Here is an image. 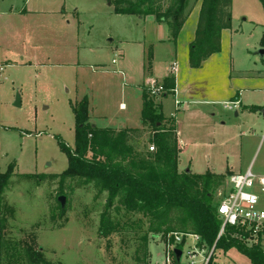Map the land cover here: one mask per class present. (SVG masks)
<instances>
[{"label": "rangeland", "instance_id": "obj_1", "mask_svg": "<svg viewBox=\"0 0 264 264\" xmlns=\"http://www.w3.org/2000/svg\"><path fill=\"white\" fill-rule=\"evenodd\" d=\"M8 1L19 8L27 2L42 14L15 16L12 26L19 33L0 34V173L12 168L0 195L2 264H30L31 255L40 264H176L172 236L149 234L143 214L115 204L110 233L101 235L106 193L97 199L92 185L67 180L62 186L38 176L67 170L56 137L74 147L72 107L84 97L98 127H143L140 151L155 153L150 150L153 128L141 120L140 86L149 79L143 68L149 54L163 64L178 61V86L188 94L178 109L173 96L159 108L177 118L183 141L180 168L225 175L231 166L253 162L254 172L264 175V117L259 112L264 108V57L258 53L264 50V0H232V27L223 33L221 51L199 69L189 64L199 19L195 10L201 6L197 0L186 3V14L195 12L176 43L172 37L166 40L167 24L116 15L110 0ZM162 39L165 44L159 43ZM236 97L238 117L224 106ZM18 98L20 107L15 106ZM154 100L157 106L162 101ZM225 185L214 192L215 204L224 198ZM181 264H189L184 256ZM213 264L252 263L237 249H218Z\"/></svg>", "mask_w": 264, "mask_h": 264}, {"label": "trees", "instance_id": "obj_2", "mask_svg": "<svg viewBox=\"0 0 264 264\" xmlns=\"http://www.w3.org/2000/svg\"><path fill=\"white\" fill-rule=\"evenodd\" d=\"M188 0H110L116 15L148 17L154 16L159 23L167 24L173 42L177 39L188 19ZM201 2L198 25L194 41L189 46V64L199 69L203 63L222 48V33L232 27V0H197ZM152 61V54L148 56ZM171 96L176 87L173 77L164 79ZM164 97V96H163ZM155 100L143 91L142 123L153 128L155 153H141L139 143L145 135L141 129H100L91 124L90 100L84 97L72 107L76 128L75 145L67 146L58 137L59 147L66 155L68 168L61 175H30L41 180H59L64 186L67 180L78 181L79 186L92 185L97 190V199L107 194L102 214L104 226L101 235L110 233L111 210L115 204L127 213L143 214L149 219V234H194L201 238L202 246L222 249H237L252 264H264V252L249 249L233 238L235 231L227 228L218 240L222 220L218 216L219 204H215L214 192L225 185L232 175H194L179 172V147L176 121L165 119L159 112ZM256 110V109H254ZM257 111V110H256ZM262 111V110H260ZM166 125H163V123ZM12 168L0 174V195L5 190V177ZM72 191H70L71 193ZM65 194H68L65 190ZM63 193V194H64ZM61 210H65L61 206ZM182 246H179L180 249ZM1 264L4 243H0ZM144 260L148 253V242L143 243ZM29 256L30 264H40ZM177 264V262H176Z\"/></svg>", "mask_w": 264, "mask_h": 264}, {"label": "built area", "instance_id": "obj_3", "mask_svg": "<svg viewBox=\"0 0 264 264\" xmlns=\"http://www.w3.org/2000/svg\"><path fill=\"white\" fill-rule=\"evenodd\" d=\"M0 71L2 67L0 66ZM170 77L176 81L178 65L173 63L170 67ZM145 91L153 98H162L167 94L163 82L149 80L145 85ZM177 87L172 92L176 109L180 108ZM229 111L239 110V102L225 103ZM264 139V135L262 137ZM154 151V147L150 148ZM224 198L218 207V216L222 220L218 240L226 232L227 228L235 231L233 236L239 244L249 249L258 248L264 252V176L257 175L248 170L245 173L233 174L225 183ZM173 238L172 252L181 249L183 256L189 264H209L215 252L202 246L200 236L194 234H170ZM182 256V257H183ZM199 259V260H198ZM167 260L165 264H168ZM170 264V263H169Z\"/></svg>", "mask_w": 264, "mask_h": 264}, {"label": "crops", "instance_id": "obj_4", "mask_svg": "<svg viewBox=\"0 0 264 264\" xmlns=\"http://www.w3.org/2000/svg\"><path fill=\"white\" fill-rule=\"evenodd\" d=\"M110 2V1H109ZM109 6L110 7H112L111 6V3L109 4ZM20 6H19V4L17 3H13V2H11V3H9V1L8 0H0V34H2V35H5V36H9V35H11V34H15V33H19V30L18 29H13V26H12V23H13V18H15V16H17L18 18H26V19H30V18H32V17H34L35 15H41L42 13H40V12H38L37 10H34L33 8H31V7H29V5H28V3L27 2H25V7L24 8H19ZM113 8V7H112ZM200 8H201V6L198 8V9H196L195 11H199L198 12V14L200 13ZM195 11H193V12H191L190 14H189V17L188 18H190V16H192V14L195 12ZM113 12H114V10H113ZM148 17H153L155 20H156V18L154 17V16H148ZM198 17H199V15H198ZM13 19V20H12ZM157 21V20H156ZM14 24V23H13ZM198 24V23H197ZM184 27H185V25H184ZM184 27H183V29H184ZM183 29H182V31H183ZM166 30H168V32H169V36L167 37V41L169 42L170 40H171V32H170V30H169V28H168V26L166 27ZM196 30H197V26H196ZM196 30H195V34H196ZM182 31H181V33H182ZM225 31H223V33H224ZM22 33V31L20 32V34ZM180 33V34H181ZM223 33H222V36H223ZM179 37H180V35H179ZM179 37H178V39H179ZM166 40H164V39H162V40H160L159 41V43H166ZM222 42H223V40H222ZM192 43V42H191ZM211 59V58H210ZM209 61V60H208ZM123 62H124V60H123ZM173 63H176L177 65H178V72H177V77H176V87H177V90H178V98H179V100H180V102H181V104L182 103H187V101H188V94H186V92L185 91H182V90H180L179 89V86H178V74H179V64H178V61L177 60H174V61H172V62H170L169 64L168 63H162V62H156L155 61V59H154V56H152V61H151V63L149 64V63H145L144 62V66H143V68H144V71H146L147 72V77H149V79H148V81L149 80H157V81H160V82H162L164 79H166V78H168V77H170V67H171V65L173 64ZM157 64H159V65H157ZM0 66L2 67V65L0 64ZM162 66L164 67V69L162 68ZM4 67V66H3ZM2 67V68H3ZM163 69V70H162ZM121 73H123V71H121ZM160 75V77L161 78H158V76ZM147 81V82H148ZM146 82V83H147ZM146 83H145V81L142 83V85L140 86V88H141V91H142V94H141V97H142V105H141V117H142V110H143V91L145 90V85H146ZM172 96V95H171ZM170 97V96H169ZM168 97H162L161 99H162V101L160 102V104L158 105L159 107H160V109H163V102L167 99ZM165 99V100H164ZM174 99V98H173ZM82 100V99H81ZM234 102H239V106L241 105V102H240V100L236 97V99L233 101V102H231V103H234ZM184 104V105H185ZM225 104V103H224ZM174 106H175V99H174ZM182 106V105H181ZM121 108L122 109H125V105L123 104L122 106H121ZM175 108H176V106H175ZM240 109V108H239ZM92 109H91V104H90V118L91 117H95V116H93L92 114V111H91ZM239 110H236L235 111V116L236 117H238L239 115H238V112ZM263 111H264V108H263V110L262 111H259L260 112V114H262L263 115ZM163 115H164V113H162ZM101 117H104V116H101ZM164 117H165V119H170V118H172V116L170 115V116H165L164 115ZM263 117H264V115H263ZM175 118V117H174ZM175 121H176V126H177V131H178V138H179V147H180V149H181V152H182V143H183V141L181 140V137H180V132H179V128H178V123H177V118H175ZM91 124H93L94 126H96L97 128H100V127H98V125H97V120L96 119H93L92 120V118H91ZM96 124V125H95ZM143 128V127H142ZM142 128H136V129H142ZM100 129H109V128H100ZM132 129H134V128H132ZM124 130V129H123ZM116 131H119V130H116ZM121 131V130H120ZM181 154V153H180ZM252 170V172L253 173H255V174H257V175H261V176H264L263 174H261L260 172H254V166H253V162H248V163H245V164H243V163H241L239 166H231L228 170H227V173H230L231 175H233V174H236V173H245V172H247L248 170ZM181 170L182 171H184V172H186V171H189L190 173H192L189 169H187V170H184V169H181L180 168V166H179V172H181ZM210 173L211 174H214V175H219V174H222V173H215L214 171H210ZM1 174V173H0ZM193 174V173H192ZM194 175H196V174H194ZM0 264H1V256H0Z\"/></svg>", "mask_w": 264, "mask_h": 264}, {"label": "water", "instance_id": "obj_5", "mask_svg": "<svg viewBox=\"0 0 264 264\" xmlns=\"http://www.w3.org/2000/svg\"><path fill=\"white\" fill-rule=\"evenodd\" d=\"M259 55L263 58L264 57V50H259L258 51ZM16 107H20V99L18 98L16 104ZM263 115H264V111H263ZM187 173H190L189 171H186ZM59 203L61 204L62 208L64 209L65 207V198L64 197H60L59 198ZM183 256V252L181 249H175L174 251V257H175V261L177 262V264H181V259Z\"/></svg>", "mask_w": 264, "mask_h": 264}]
</instances>
